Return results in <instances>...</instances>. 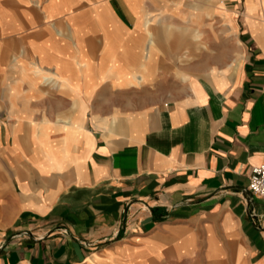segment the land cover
Instances as JSON below:
<instances>
[{
    "label": "crops",
    "instance_id": "obj_1",
    "mask_svg": "<svg viewBox=\"0 0 264 264\" xmlns=\"http://www.w3.org/2000/svg\"><path fill=\"white\" fill-rule=\"evenodd\" d=\"M264 0H0V264H264Z\"/></svg>",
    "mask_w": 264,
    "mask_h": 264
},
{
    "label": "built area",
    "instance_id": "obj_2",
    "mask_svg": "<svg viewBox=\"0 0 264 264\" xmlns=\"http://www.w3.org/2000/svg\"><path fill=\"white\" fill-rule=\"evenodd\" d=\"M247 188L252 196L264 199V161L251 167Z\"/></svg>",
    "mask_w": 264,
    "mask_h": 264
}]
</instances>
